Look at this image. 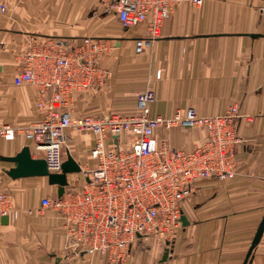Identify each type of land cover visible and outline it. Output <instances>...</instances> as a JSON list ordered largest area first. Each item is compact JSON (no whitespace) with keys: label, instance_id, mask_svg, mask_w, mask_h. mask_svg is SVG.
<instances>
[{"label":"crops","instance_id":"obj_1","mask_svg":"<svg viewBox=\"0 0 264 264\" xmlns=\"http://www.w3.org/2000/svg\"><path fill=\"white\" fill-rule=\"evenodd\" d=\"M111 2L0 0L8 5L7 13H0V126H26L43 115L37 87L13 83L16 57L34 35L62 38L70 47L86 37L109 43L103 66L111 73L110 86L78 95L82 114L135 113L136 93L146 88L156 91L153 114L169 116L188 107L218 114L237 103L236 176L200 181L184 203L189 224L170 241L140 235L124 264H244L264 215V0L178 4L143 54L135 52V38L146 34V26L124 28ZM158 136L172 146L192 148L206 131L175 125ZM93 143L91 135L71 132L69 148L78 163L90 161ZM25 145L30 141L23 134L0 135V169L7 174L3 189L21 208L18 218L0 224V264H108L97 253L85 256L67 248L57 211H36L42 197L58 195V185L45 176L8 175L14 164L2 157ZM247 264H264V232Z\"/></svg>","mask_w":264,"mask_h":264},{"label":"built area","instance_id":"obj_2","mask_svg":"<svg viewBox=\"0 0 264 264\" xmlns=\"http://www.w3.org/2000/svg\"><path fill=\"white\" fill-rule=\"evenodd\" d=\"M111 1L124 28L146 26V34L135 38L137 54L159 37L176 5L205 2ZM7 10L0 3V11ZM107 46L106 39L97 37L83 38L74 47L62 38L28 37L13 83L37 87V106L43 115L26 126L1 125L0 135L13 139L23 134L30 141L32 155L43 157L53 173L62 172L71 153L72 131L93 137L90 161L79 163V172L68 173L61 196H44L35 209L58 212L68 249L85 256L97 253L108 264H124L140 235L174 238L183 227L185 200L200 181L226 182L236 176L240 113L239 105L232 103L218 114L203 115L195 107L177 109L169 116L153 114L156 91L146 88L136 95L135 113L77 115L75 95L109 84L110 71L102 65ZM175 125L203 128L206 137L192 148L172 146L158 131ZM71 175L77 177L71 179ZM6 176L0 169V224L3 216L12 221L20 211L3 189Z\"/></svg>","mask_w":264,"mask_h":264},{"label":"water","instance_id":"obj_3","mask_svg":"<svg viewBox=\"0 0 264 264\" xmlns=\"http://www.w3.org/2000/svg\"><path fill=\"white\" fill-rule=\"evenodd\" d=\"M3 160L10 161L14 165L7 170V173L12 178L27 177V176H45L48 178L50 184L58 185V195L61 196L65 187L68 184V173H76L80 171V164L74 159L71 153H67V158L63 163V170L60 173L50 172L46 161L43 157H34L31 152L29 145H25L16 155L14 156H3ZM182 221L184 225L189 224V220L186 215L183 214ZM1 223H9L8 215L1 218ZM264 232V215L261 223L256 231V234L251 243L248 251L247 259L244 264L248 263L249 258L253 253L255 246L261 240Z\"/></svg>","mask_w":264,"mask_h":264},{"label":"rangeland","instance_id":"obj_4","mask_svg":"<svg viewBox=\"0 0 264 264\" xmlns=\"http://www.w3.org/2000/svg\"><path fill=\"white\" fill-rule=\"evenodd\" d=\"M6 4V3H5ZM7 5V4H6ZM7 7H8V5H7ZM0 13L3 15V14H5V13H7V11H5V12H1L0 11ZM39 36H41V37H44V36H42V35H39ZM109 49H110V46L108 47L107 46V49H106V52L104 53V55H106L107 54V52L109 51ZM23 50V49H22ZM22 52V51H21ZM16 61H17V64L19 63V65H20V62H19V57L17 56L16 57ZM105 56L103 57V60H102V65H104L105 64ZM110 75H111V73H110ZM105 86H110V85H105ZM88 91H90V90H88ZM88 91H84L83 92V94H85V92H88ZM139 92V91H138ZM136 95H137V93H136ZM77 96L78 95H75L74 96V99H73V102H74V105H73V107H74V109H75V113L76 114H82V113H85V112H80L77 108H79L78 107V104H77ZM135 98H136V96H135ZM227 108V107H226ZM18 126H20V125H18ZM23 126V125H22ZM80 133V132H79ZM81 134H83V133H81ZM83 135H87V134H83ZM240 141H241V138H240ZM36 156V155H35ZM77 177V175H71L70 176V178L71 179H74V178H76ZM36 181H41V180H43V178H37V179H35ZM15 205V204H14ZM16 206V205H15ZM19 208V207H18ZM21 209V208H20ZM184 225V224H183ZM148 236V235H147ZM150 236H152V235H150ZM155 236H160V237H162V238H164L166 241H170V240H172L173 238H171V239H169V238H166V237H164V236H162V235H155ZM176 236V235H175ZM174 236V237H175Z\"/></svg>","mask_w":264,"mask_h":264}]
</instances>
